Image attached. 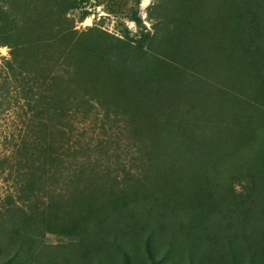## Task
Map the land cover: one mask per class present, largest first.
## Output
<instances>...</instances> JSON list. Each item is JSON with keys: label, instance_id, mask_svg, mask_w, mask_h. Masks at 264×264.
Listing matches in <instances>:
<instances>
[{"label": "rangeland", "instance_id": "rangeland-1", "mask_svg": "<svg viewBox=\"0 0 264 264\" xmlns=\"http://www.w3.org/2000/svg\"><path fill=\"white\" fill-rule=\"evenodd\" d=\"M14 1L16 10L27 1L46 10L54 4V0ZM188 1L190 6L185 0H142L139 4L136 0H89L85 4L91 11L88 17L79 19L85 9L81 7L68 15L65 27L61 24L69 27L66 31L70 30L73 40L98 30L120 37L125 29L130 37L149 33L146 60L152 61L150 66L161 76L156 84L175 85L172 96L177 104L151 91L139 94L133 104L137 91L132 82L110 73L99 62V52L94 55L98 65H91L86 76L88 63L81 64L77 51L63 52V38L53 46H43L47 49L41 53H48L33 54L43 64L50 59L57 63L54 74L47 69L43 73L44 90L53 91L55 97L63 92L65 111L54 108V101L43 100V109L31 112L13 97L0 106V222L9 223L15 214L11 205L22 204L20 185H35L28 204L34 214L25 224L38 223L39 231L46 232L40 241L57 249V264H130L129 254L131 264H190L196 251L191 255L188 245L195 237L212 242L214 236H207L215 235L217 245L226 231L222 222L227 219L229 227L237 220L218 218L214 207L223 206L228 194L229 198L247 191L250 182L237 178L239 169L264 175V104L257 101L264 102V31L255 39L248 31L263 29L264 5L253 8L256 18L261 17V22L254 21L258 27L238 32L232 31L237 20L231 19L230 26L226 18L230 7L236 10L231 0ZM135 13L141 24L132 19ZM254 24L248 23V28ZM188 43L194 50L180 52L177 45ZM8 57L10 49L0 47V73ZM241 114L246 118L238 119ZM59 143H65L63 151ZM185 143L200 152L195 156L180 153ZM18 146H22L23 158L16 167L5 156L12 157ZM74 189H78L76 200L61 204ZM112 191L129 200L113 196ZM191 193L206 204L189 214L192 221L178 220V229L172 231L175 224H164L162 210L173 209L161 207V201L188 208ZM132 201H141L138 207L143 209L149 203L146 219L137 215L138 222L130 215H118L119 207L126 214L133 211ZM152 202L156 206L150 209ZM205 209H209L208 227L194 225ZM168 218L173 219L172 215ZM214 222L216 227L221 224L219 232L211 229ZM243 227L235 223L231 232L238 235ZM79 232L89 242L83 249L78 247ZM257 238H264L259 231L249 248L234 252L242 257L255 254V261L261 258L256 264H264V241L257 243ZM4 240L0 236L3 257L8 258L13 251ZM180 241L185 245L180 246ZM225 246L226 242L219 249ZM229 250L210 248L208 254L196 255H209L198 264H235ZM241 260L249 263L247 258ZM241 260L236 264H242Z\"/></svg>", "mask_w": 264, "mask_h": 264}, {"label": "trees", "instance_id": "trees-1", "mask_svg": "<svg viewBox=\"0 0 264 264\" xmlns=\"http://www.w3.org/2000/svg\"><path fill=\"white\" fill-rule=\"evenodd\" d=\"M141 1L142 0H136L137 4ZM185 1H187L186 6H190L189 1ZM231 1L234 3L236 10L233 7H230L231 11L227 13L226 18L229 20L230 26L232 25L231 19L238 21V24L236 21L232 31L242 32L258 27L256 23L254 24V21L259 22L261 17L258 16V19L256 18V13L253 11V8L258 4L264 5V0ZM15 2L16 1L14 0H0V47L6 46L10 49V57L4 59V70L0 73V106L4 105L6 99L13 97L16 104H19L20 106L21 101H23L24 106L29 108L31 112L43 109V100L50 103L54 101V108L58 109V111L61 110V112L65 111L66 99L64 98L63 92L55 97L53 91L48 92V89L44 90V85L47 79L44 77L43 73L47 69L54 74L55 69L57 68H55L57 63L55 65L53 59H50L49 63L47 62L43 64L42 60L34 59L33 54L35 52L41 53L43 49H47L43 46H53L63 38L66 39L64 41L63 52L73 54L77 51L80 53L81 64L86 65L88 63V67L84 70L86 76H89L88 68H91V65H98V61L95 59L94 55L96 52H99V62H104V66L110 69V73L117 72V74L132 82V86L134 88L136 87L137 91V97L134 98L133 104L138 102L139 94L144 96L147 95L149 91L158 95L163 93L177 104V100L172 96L176 90L175 85L167 86L164 84H156V79H160L161 76L156 75L153 68L150 66L152 61L146 60L149 52L146 50L145 44L149 33H147V35L139 34L136 37H130V32L128 29H125L123 31L124 34L120 37L110 34L108 31L98 30L88 33V36L85 39L83 36V38L73 40L70 30L66 31L69 27L62 28L61 24L63 23V26L65 27V20L69 21L68 15L81 7H84L85 9L82 11L79 19L82 21L88 17L91 13V11L86 8L89 0H54V4L49 5L47 10L41 8L38 4L33 5L28 1L26 5L22 3L21 8L16 10L14 6ZM40 3L41 5L43 4L42 2ZM24 6L25 8H23ZM238 13L240 15H238ZM132 19L139 24L142 22L141 17L138 16L137 13L133 15ZM248 23L254 25L248 28ZM262 28L263 29L248 31L254 34L252 38L255 39L260 37V33L264 31V23L262 24ZM177 46L179 47L180 52L183 51L184 53H191L194 50V48L190 47L189 43L187 46H181V44ZM44 53L48 52H43L41 54ZM230 66L232 67V63ZM112 84L115 85V82H112ZM40 99L42 100V103L39 102ZM257 101L264 104L260 98L257 99ZM237 118L242 119L246 117L241 114L238 115ZM57 147L63 151L66 145L65 143H59ZM21 150L22 146H18L17 149L15 147L12 157L9 155L5 156L6 161L9 162V159H12L17 167L21 164L23 158V155H20ZM199 152L200 150L196 152L193 149V146L189 143H185L183 148L180 147V153L182 154L195 156ZM261 166H263L264 170V160ZM65 168L70 169V166H66L64 169ZM250 171L248 170L246 172L240 168L236 175L237 178L241 177V179H238L242 182H250L247 191L245 193H239V195H232L229 198L228 194L224 197L225 204H223V206L214 207V214L219 215L218 218H222V216L223 218L233 216L237 220L232 221L229 227L226 225L227 219L224 222L220 220L225 224L223 227L226 231L222 234L221 240H219L217 245L214 244L217 241V236L215 235L209 234L207 236L212 238L214 236L212 242L209 241V238L208 241H206V237H202L201 239L195 237L196 240H192L188 245L191 255L196 251L193 258L191 257L190 264H198L200 261L208 260L209 255L204 257L200 256L199 258H197L196 255H199L202 252L208 254L210 248H213L214 251L232 248V250L229 251L231 252L235 264L237 261H240L241 259L245 260L246 258L249 260L248 264H256L261 261L260 257L255 261V254H247L242 257L234 252L235 250L240 252L243 248H249L252 242H254L256 232L259 231V235L264 237V175L260 176L259 173H257L255 176ZM88 188L89 187H86V189ZM35 190V185L30 187L29 184L26 186L21 184L19 201L22 202V204L20 205L18 202H13L14 204L11 205L10 210L15 212V214L11 217L9 223L5 224V222H0V236L5 238L4 243H7V248L13 251V255L7 258V256L3 257L5 255V248H0V257L2 258L0 264H36L40 263V260H42L44 264H57V249L49 247V244L44 241H40L41 236L45 235L46 232L39 231L41 228L38 223L35 226L25 224L26 218H31L34 214V212L30 213L33 209L31 205L28 204L30 203L29 200L31 194L35 193ZM77 194L78 189L72 194H69L66 198L61 199V204H64L65 202H74ZM112 195L115 197H122V199L126 200L125 202L129 200L125 195H118L113 191ZM190 195L192 199L188 200V203H186L188 208H178L177 204L171 205L166 200L162 199L161 207L167 208L168 210V207L173 209L171 211L162 210L164 224L167 226L171 223L175 224L172 231L178 229V226L181 223L178 222V220L192 221L189 214L194 213V208L197 209L200 204H206V200H195V198H197L196 193H191ZM221 195L222 193H219L215 196V199L217 200ZM140 203L141 201H132L131 204L134 208H132L133 211L128 214L124 213L119 207L118 215H130L138 222L140 219H138L137 215H142L146 219L148 217L147 215H149L147 211L149 203L144 209L138 207ZM127 204L128 203H126L125 206H127ZM154 206L156 205L152 202V205H150L149 208H154ZM208 213L209 209H205L204 214H200L199 212L200 218L198 221H195L197 223H194V225L198 224V226L201 227H208ZM171 215L173 219L168 218ZM71 221L72 220H68L67 222L70 223ZM215 222L211 224V229L219 232L221 224H218L216 227L217 223ZM235 223H237L239 229L243 225L245 227L243 231H239L238 235H233L235 232H231V228ZM254 223L258 224L257 229L253 228ZM245 224H248L251 228L248 229ZM22 226L24 228H21ZM63 227L65 230L67 229L66 225H63ZM82 231H84V229ZM79 233L81 235V246L78 245V247L83 249V247L89 244V242L82 232ZM199 234L200 233H196L195 236ZM243 241H245L247 245H245ZM263 241L264 238H257V243ZM225 242L226 246L219 249V247ZM184 243L185 241H180V246H184ZM233 247H235V249H233ZM18 257H21V259L17 260ZM128 261L131 264L130 254ZM206 262L207 261H205V263ZM241 262L244 264V261L241 260Z\"/></svg>", "mask_w": 264, "mask_h": 264}]
</instances>
